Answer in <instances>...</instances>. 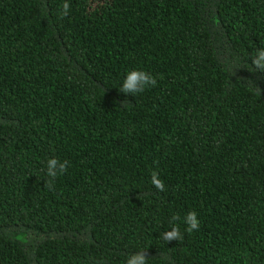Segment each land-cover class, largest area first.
<instances>
[{
    "label": "trees",
    "instance_id": "1",
    "mask_svg": "<svg viewBox=\"0 0 264 264\" xmlns=\"http://www.w3.org/2000/svg\"><path fill=\"white\" fill-rule=\"evenodd\" d=\"M261 55L264 0H0V264H264Z\"/></svg>",
    "mask_w": 264,
    "mask_h": 264
},
{
    "label": "clouds",
    "instance_id": "2",
    "mask_svg": "<svg viewBox=\"0 0 264 264\" xmlns=\"http://www.w3.org/2000/svg\"><path fill=\"white\" fill-rule=\"evenodd\" d=\"M68 8H69V4L64 3L62 5V9H63L62 15L66 16L68 14L67 12ZM261 59H264V55H261ZM253 63L255 64L256 67L260 68L261 70H264V64H261L259 61H253ZM148 82H150L151 85L153 86L156 84V80L153 77L146 75V72L144 71L130 72L128 74L127 79L123 82L121 91L126 92V93L131 92L133 94L139 93L145 89ZM67 163L68 162L66 161L65 164ZM56 164H57L56 159L49 160L47 164V175L49 177H52V180L48 181V184H47L49 188H51L52 182L55 180L57 176V173L53 171ZM65 164L60 165V173H63L66 171ZM152 183L156 185L157 189L164 188V185L161 183V181L157 179V173L155 172L152 173ZM173 219H176V217H173ZM185 223L188 225V228H187L188 232L198 229L199 221L197 219L196 213L189 212L186 216ZM163 238L166 241H171V240H179L182 237H181L179 228L173 227L171 231L167 232L164 235ZM146 261H147L146 257L141 253V254L133 256L131 259H128L126 261V264H146Z\"/></svg>",
    "mask_w": 264,
    "mask_h": 264
}]
</instances>
